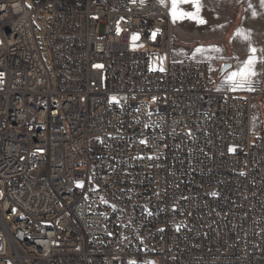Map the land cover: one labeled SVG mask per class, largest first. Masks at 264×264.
I'll return each mask as SVG.
<instances>
[{
    "label": "built area",
    "instance_id": "2783aa9c",
    "mask_svg": "<svg viewBox=\"0 0 264 264\" xmlns=\"http://www.w3.org/2000/svg\"><path fill=\"white\" fill-rule=\"evenodd\" d=\"M31 2L0 0V264H264V92L173 60L160 0Z\"/></svg>",
    "mask_w": 264,
    "mask_h": 264
},
{
    "label": "rangeland",
    "instance_id": "374dc122",
    "mask_svg": "<svg viewBox=\"0 0 264 264\" xmlns=\"http://www.w3.org/2000/svg\"><path fill=\"white\" fill-rule=\"evenodd\" d=\"M133 2L146 0H131ZM200 8L197 20L171 18L172 59L200 60L206 62L210 70V78L219 92L231 89L226 83L230 73L238 71L250 56L255 57L254 72L247 87L237 88L235 91L244 93L247 90L264 92V6L262 0H199ZM27 8H32L31 0H24ZM163 5L170 10L171 0H164ZM178 10L195 12L191 3H178ZM170 13V11H169ZM33 22L36 25L35 35L40 47L41 55L49 65V51L42 45L45 34L47 15L35 14ZM133 51L144 50L145 46L138 43V39L131 40ZM201 49L197 52L196 49ZM251 49L256 51L253 53ZM224 64L229 67L221 73ZM154 68L163 71L166 67V57L161 55L154 58ZM163 69V70H161ZM264 97L254 96L252 102V131L258 132L261 125V104Z\"/></svg>",
    "mask_w": 264,
    "mask_h": 264
},
{
    "label": "snow or ice",
    "instance_id": "6c2138e0",
    "mask_svg": "<svg viewBox=\"0 0 264 264\" xmlns=\"http://www.w3.org/2000/svg\"><path fill=\"white\" fill-rule=\"evenodd\" d=\"M163 4L164 0H160ZM178 3H191L195 7V12H183L178 10ZM262 6H264V0H262ZM202 5L200 4L199 0H171V8H170V15L172 16L173 22H176L177 19H183L187 17L188 19L197 20L198 23H205L204 20L198 19L200 8ZM133 40L138 39L136 35H133ZM197 52H200L201 49H196ZM254 53L256 50L251 49ZM254 63L255 57L250 56L249 59L244 63V65L239 68L238 71H234L230 73V75L226 78V83L228 86L235 90L237 88L247 87L250 83L251 76L255 75L254 72ZM99 67V66H98ZM163 70V69H161ZM231 151V149H230ZM213 195H216L213 193ZM129 264H135L134 261H130Z\"/></svg>",
    "mask_w": 264,
    "mask_h": 264
},
{
    "label": "water",
    "instance_id": "95a60500",
    "mask_svg": "<svg viewBox=\"0 0 264 264\" xmlns=\"http://www.w3.org/2000/svg\"><path fill=\"white\" fill-rule=\"evenodd\" d=\"M228 67H229L228 64H224V65H223V68H222V70H221V73H223Z\"/></svg>",
    "mask_w": 264,
    "mask_h": 264
},
{
    "label": "crops",
    "instance_id": "0c3cea01",
    "mask_svg": "<svg viewBox=\"0 0 264 264\" xmlns=\"http://www.w3.org/2000/svg\"><path fill=\"white\" fill-rule=\"evenodd\" d=\"M198 61H200V60H198Z\"/></svg>",
    "mask_w": 264,
    "mask_h": 264
}]
</instances>
